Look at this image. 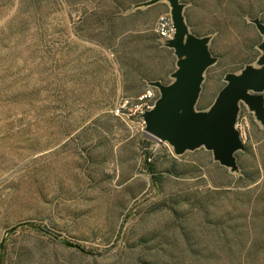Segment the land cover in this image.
Wrapping results in <instances>:
<instances>
[{
  "label": "rangeland",
  "instance_id": "374dc122",
  "mask_svg": "<svg viewBox=\"0 0 264 264\" xmlns=\"http://www.w3.org/2000/svg\"><path fill=\"white\" fill-rule=\"evenodd\" d=\"M147 1L0 0V264H264V124L245 102L235 171L111 112L174 81L170 4ZM180 2L216 57L207 110L259 66L264 0Z\"/></svg>",
  "mask_w": 264,
  "mask_h": 264
},
{
  "label": "water",
  "instance_id": "95a60500",
  "mask_svg": "<svg viewBox=\"0 0 264 264\" xmlns=\"http://www.w3.org/2000/svg\"><path fill=\"white\" fill-rule=\"evenodd\" d=\"M161 0H149L145 5ZM175 29L174 37L167 46L174 49L177 69L174 81L165 84L151 81L160 91L153 109L144 113L146 130L161 142L170 143L175 152L181 154L204 146L213 152L221 165L238 169L236 152L244 148L236 121L240 102H245L264 124V22L252 21L263 35L259 44L262 54L258 65H246L240 73L225 75L226 84L207 110H197L204 72L216 61L209 48V36L192 33L184 16L185 4L180 0H167Z\"/></svg>",
  "mask_w": 264,
  "mask_h": 264
},
{
  "label": "built area",
  "instance_id": "2783aa9c",
  "mask_svg": "<svg viewBox=\"0 0 264 264\" xmlns=\"http://www.w3.org/2000/svg\"><path fill=\"white\" fill-rule=\"evenodd\" d=\"M156 30L165 43L173 38L175 34L173 21L168 16H161L159 18ZM159 97V89L149 84L145 90L137 96L122 95L118 97L111 112L122 119L137 122L138 127L143 132L149 134L146 130V121L143 115L146 111L154 108ZM240 135L242 137L241 132Z\"/></svg>",
  "mask_w": 264,
  "mask_h": 264
},
{
  "label": "bare ground",
  "instance_id": "6f19581e",
  "mask_svg": "<svg viewBox=\"0 0 264 264\" xmlns=\"http://www.w3.org/2000/svg\"><path fill=\"white\" fill-rule=\"evenodd\" d=\"M152 136V135H151ZM153 137V136H152ZM155 138V137H154ZM158 140V138H156Z\"/></svg>",
  "mask_w": 264,
  "mask_h": 264
}]
</instances>
